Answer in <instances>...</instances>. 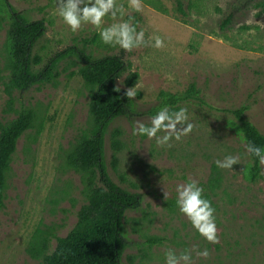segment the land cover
Masks as SVG:
<instances>
[{"label": "rangeland", "instance_id": "rangeland-1", "mask_svg": "<svg viewBox=\"0 0 264 264\" xmlns=\"http://www.w3.org/2000/svg\"><path fill=\"white\" fill-rule=\"evenodd\" d=\"M7 1L30 21L45 22L46 33L34 50L42 65L76 46L96 57L122 56L139 75L133 97L136 115L115 120L104 147L112 181L143 197L141 207L125 215L129 245L122 264H164L168 248L179 254L193 246L192 264H264V165L258 175H248L246 146L230 126L233 116L225 113L248 106L247 118L264 135V0H182L185 16L177 12L174 0H141L139 12L128 0H118L124 5L123 18L144 29L146 40L157 35L164 40L161 48L149 43L130 52L103 44L92 25L72 32L54 14L56 0ZM229 16L231 22L222 28ZM112 22L104 18L105 25ZM9 26L0 0V124L13 121L22 108L35 110L41 120L19 141L11 165L0 213V264H42L41 256L32 255L36 243L49 235L43 252L51 253L55 236L69 233L85 203L81 178L65 157L91 124V90L78 75L74 57L61 63L57 85L27 92L11 89ZM126 76L117 81L124 90ZM192 85L210 108L196 102L176 107L188 110L190 133L162 146L133 135L136 121L148 123L164 106L163 93L183 95ZM229 154L239 163L218 168L215 161ZM214 174L219 180L215 188ZM189 179L204 188L215 208V243L201 237L175 205L176 185ZM205 248L208 256H198Z\"/></svg>", "mask_w": 264, "mask_h": 264}, {"label": "trees", "instance_id": "trees-1", "mask_svg": "<svg viewBox=\"0 0 264 264\" xmlns=\"http://www.w3.org/2000/svg\"><path fill=\"white\" fill-rule=\"evenodd\" d=\"M2 1L10 17L9 87L27 92L35 86H55L61 76V63L74 57L79 64L78 75L91 90V124L81 133L65 157L68 168L81 178L85 203L69 233L65 237L55 236L56 247L51 253L43 252L49 239L47 235L36 243L32 255L41 256L42 264H122V256L129 245L124 233L125 215L129 211L138 210L143 197L112 181L105 164L104 147L109 126L119 118H133L136 115L133 97L127 98L125 90L117 86V81L127 75L125 85L128 88L135 87L139 75L132 72L131 65L122 56L96 57L87 48L76 46L56 53L42 65L43 60L34 54V50L46 33L45 22L30 21L7 0ZM174 1L177 12L185 16L187 12L182 0ZM193 6L190 4L189 9ZM230 22L229 16L224 20L222 28ZM161 98L162 105L175 109L181 103L192 102H196V106L210 108L195 85L190 86L183 95L163 93ZM248 110V106H242L236 110H226L225 113L233 116L230 126L237 131L236 134H239L245 146L253 144L264 150V135L247 118ZM39 120L41 116L35 110L22 108L13 121L0 124V213L5 208L8 179L18 143L30 130L35 129ZM248 156V175L253 177L260 173L261 165L255 156L250 153ZM212 180L215 188L214 182L219 181L218 174H214Z\"/></svg>", "mask_w": 264, "mask_h": 264}, {"label": "clouds", "instance_id": "clouds-1", "mask_svg": "<svg viewBox=\"0 0 264 264\" xmlns=\"http://www.w3.org/2000/svg\"><path fill=\"white\" fill-rule=\"evenodd\" d=\"M54 14L59 16L72 32L81 29L82 25L89 24L98 29L100 41L109 46L119 47L126 51L151 44L154 48L164 46V40L159 36L145 39L144 29L124 19L125 9L118 0H56ZM128 5L134 11H141V0H128ZM110 17L113 22L105 25L104 18ZM134 86L127 88L124 95L127 98L135 96ZM193 129L189 121L188 110L184 107L172 109L162 106L149 118L148 123L136 121L133 135L146 136L154 139L158 146L167 145L169 141H179ZM246 152L255 156L260 165H264V150L248 144ZM218 168L232 169L239 163V158L234 155H225L223 160L215 161ZM168 193L164 192L166 200ZM175 205L179 213L189 221L191 227L206 241L217 242V224L215 208L204 195V188L195 179L186 180L177 184L175 188ZM193 249L185 250L179 254L168 248L164 254V264H192ZM205 248L197 252L200 257H207Z\"/></svg>", "mask_w": 264, "mask_h": 264}]
</instances>
